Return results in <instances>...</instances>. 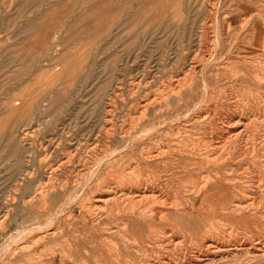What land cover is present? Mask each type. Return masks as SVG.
<instances>
[{"label": "bare ground", "instance_id": "obj_1", "mask_svg": "<svg viewBox=\"0 0 264 264\" xmlns=\"http://www.w3.org/2000/svg\"><path fill=\"white\" fill-rule=\"evenodd\" d=\"M207 1L192 58L182 45L174 61L166 40L158 57L153 52L138 63L140 47L131 60L136 66L123 75L130 58L120 61L123 67L107 63L108 90L97 92L90 110L76 106L73 122L64 123L69 134L57 144L46 139L42 157L28 140L36 134L29 130L33 119L1 131L0 151H8L13 172L0 202V264L264 261V0ZM238 1L236 17L222 25V12ZM162 11L179 20L177 30L186 20L182 0ZM214 50L222 68L211 62ZM63 90L57 112L71 101ZM19 100L5 104L11 113L24 107ZM49 107L37 105L34 117H46ZM145 236L169 253L153 247L152 257L140 253L137 260L130 250L147 252L140 248Z\"/></svg>", "mask_w": 264, "mask_h": 264}, {"label": "rangeland", "instance_id": "obj_2", "mask_svg": "<svg viewBox=\"0 0 264 264\" xmlns=\"http://www.w3.org/2000/svg\"><path fill=\"white\" fill-rule=\"evenodd\" d=\"M158 1L115 0L114 4L111 5L108 3L109 0H0V135L4 130H8V126L12 122L25 125L29 119H33L31 122L33 125L31 124L29 130L30 133L35 132L36 134L34 133L35 137H30L31 139L28 140L34 144L33 148L36 155L42 157V149L39 146L42 143L45 145L46 139H52L57 144L59 138L65 139L69 134L68 128L64 129V123L73 122L76 116V106L84 104L90 110L96 103L97 92L103 89L108 90L107 70L104 71L107 63L119 61L121 65L120 61L123 62L124 59L130 58L129 63L123 62L127 68L122 72L123 75L129 70L128 67L136 66L131 61L136 53L143 49V52L138 54V63H141L150 54L152 55L153 52L155 57H158L166 40H168L169 55L174 61L178 58L177 49L182 45H186L182 52H188L192 58L201 46L199 42L201 40L202 22L208 16V1L182 0V8L185 12L184 19L186 18V20L181 22L182 26L178 30L177 22L179 20L173 16L171 11H167L164 15L162 11L174 0H163V4L159 3L160 5L157 6ZM239 6L241 4L238 1L233 6L236 10L233 9V11L226 13L222 12L223 9H219L220 6H218L215 11L217 10V15L219 14L220 17L222 12L220 23L222 25L225 23V17H236ZM55 25L57 26L55 27ZM143 31L145 34H142ZM42 33L46 34L42 36ZM54 35H58L55 43L52 38ZM140 47L141 49H139ZM215 51H212V56H215L217 61L212 57L211 62L222 68L224 61L222 55L219 54V51ZM151 65L148 70L155 68L154 63ZM88 71H92L93 74L100 75V77L95 80L93 74L88 75ZM136 73L138 74L137 70L132 72L133 75ZM128 74H131L130 71ZM128 78L129 76L123 79L126 84L122 95L125 94L126 97L123 98L122 96V99L126 102L130 100L128 84L131 80ZM62 90L65 95L71 97L68 106L70 110L62 109L57 112L59 92ZM53 96L57 97L54 98ZM16 97L20 99L19 102H26L22 109H17L16 113H11L5 104L11 103L10 100ZM36 103L42 109L50 106L47 113L49 116L43 115L36 119L34 117ZM119 111L120 115L127 112L126 109L122 112ZM121 121L120 117L119 124ZM69 125L67 126L69 127ZM33 128L37 130L34 129L33 131ZM7 156L8 151H0V202L7 198L8 191L12 188L13 167L12 161H9ZM71 173L72 171L69 175ZM64 175L65 173L60 176ZM42 177L44 178V174H36L38 180ZM102 193L96 194L99 196L107 194ZM1 215L0 213V220L2 219ZM7 225L12 230L16 227L14 222ZM145 238L146 241H142L144 247L142 245L140 248H148L147 252L139 250L138 247V249L132 248L133 250H130V254H135L137 260L142 257L141 254L145 253L152 257L151 254L154 255L152 249L154 248L161 253H169L168 248L167 250L166 248L159 250L158 245L152 246V243L147 239L148 237L145 236ZM223 258L214 260V263L220 264L230 260L228 257H226L227 259ZM262 262L264 261L254 260L252 264H264ZM91 263L98 264L94 261ZM214 263L210 262V264Z\"/></svg>", "mask_w": 264, "mask_h": 264}]
</instances>
